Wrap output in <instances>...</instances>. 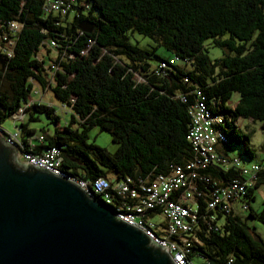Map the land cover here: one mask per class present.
<instances>
[{
	"label": "trees",
	"instance_id": "1",
	"mask_svg": "<svg viewBox=\"0 0 264 264\" xmlns=\"http://www.w3.org/2000/svg\"><path fill=\"white\" fill-rule=\"evenodd\" d=\"M57 1L63 13L45 10L43 0H0V36L12 41L9 56L0 52V127L21 109V153L54 148L64 173L129 178L140 192L139 183L198 157L186 135L190 111L202 105L219 136L216 158L193 168L197 212L186 257L194 264H264V240L246 223L264 226V197L258 210L250 206L264 185V155H256L264 136L254 145L253 127L241 125L264 131V0ZM134 33L150 43L131 42ZM209 47L219 55L210 56ZM34 87L48 88L67 116L51 104L28 103ZM40 116L50 128L30 126ZM92 127L109 134L112 152L87 141ZM230 144L237 154H228ZM250 164L258 168L242 173ZM232 181L245 184L236 201L226 210L208 207ZM110 195L111 209L134 201Z\"/></svg>",
	"mask_w": 264,
	"mask_h": 264
},
{
	"label": "water",
	"instance_id": "2",
	"mask_svg": "<svg viewBox=\"0 0 264 264\" xmlns=\"http://www.w3.org/2000/svg\"><path fill=\"white\" fill-rule=\"evenodd\" d=\"M18 153L0 135V264H173L99 199Z\"/></svg>",
	"mask_w": 264,
	"mask_h": 264
},
{
	"label": "built area",
	"instance_id": "3",
	"mask_svg": "<svg viewBox=\"0 0 264 264\" xmlns=\"http://www.w3.org/2000/svg\"><path fill=\"white\" fill-rule=\"evenodd\" d=\"M43 1L45 10L64 12V8L60 7V1ZM9 28L16 31L18 25L12 22L9 23ZM49 45L51 47L53 43L50 42ZM11 48V39L0 36V52L9 56ZM34 93H36V89ZM31 101L29 100L28 103ZM190 117L191 125L186 137L198 157L194 161L185 164L184 167L173 166L169 173L157 175L148 182L139 183L140 192L129 186V183H131L129 178L113 181L104 177H97L92 181H87L64 173L59 167L60 155L54 148L46 149L40 154L21 153L19 151L20 142L17 129L13 133H8L0 127V135L2 140L10 146L17 147L18 156L22 161L51 174L64 175L81 190L95 198L98 197L99 201L106 206L110 204L111 192L122 198L127 196L134 199L132 203L112 209L118 219L140 230L150 241L169 255L173 264H194L186 257L189 245L187 235L194 224L197 212L193 201L194 190L196 191L192 182L195 177L193 168L204 167L209 161L216 158L213 145L216 137L219 136V131H214L210 127V121L203 111L202 105L194 107L190 111ZM22 118L21 109H18L11 116V119L17 121H21ZM37 140L40 141L41 137L38 136ZM257 168V164H250L247 168L242 169V173L250 175ZM244 185V182L232 181L229 186L219 188L208 201L207 206L211 208L219 204L226 210L243 192ZM196 194L198 193L196 192ZM152 208L157 209V213L149 215L148 210ZM157 215H160L162 219L154 221L153 219ZM225 264H233L231 258H228Z\"/></svg>",
	"mask_w": 264,
	"mask_h": 264
},
{
	"label": "rangeland",
	"instance_id": "4",
	"mask_svg": "<svg viewBox=\"0 0 264 264\" xmlns=\"http://www.w3.org/2000/svg\"><path fill=\"white\" fill-rule=\"evenodd\" d=\"M135 40H137L139 46H142V47H144L147 43H150V41L147 38H145V37H143L137 33L132 34V37H131V42H133ZM41 52L42 53L44 52V54H46V52L44 50ZM157 53L165 54V52L162 51L160 49V47L157 48ZM219 53H220V51L216 47H209L208 48V54L210 56H218ZM47 55L50 59H52L55 56V53L49 51V53H47ZM49 81H51L50 78H49ZM34 89H36V93H34V91H32L30 100H35V101L37 100V101H41L44 103L51 104L53 106V108L55 109V112L60 116L61 119H62V116H64V113H65V116H67L66 112H63L64 110H62L59 103L53 97V95L51 94V92L48 88H44L43 90H41L40 88L34 87ZM236 97H237L236 93H233L231 95L230 100H235ZM18 122L19 121H17V120L7 118L1 124V128L5 132L13 133L15 131V126L18 124ZM241 125H243V126L248 125L247 129L253 127L254 132L250 136V141L254 145H257L258 143H260V141L262 140V137L264 136V134H263L264 131L262 132L258 128L257 123L241 122ZM30 126L32 128H34L36 131H38V129L40 127L50 128V125H46V120L42 116H40L39 121L31 122ZM87 135H88V139H87L88 142H93L94 144H96L100 147H103L108 152H112L115 149V145L110 142V137H109V134L107 132L100 131V130H98V128L92 127L89 129ZM238 152H239V148L237 146L231 145V144L228 145V154H230V155L231 154H237ZM256 155L257 156L264 155V151L258 150L256 152ZM263 197H264V185H261L257 189L254 190V199L252 201H250V206L254 210H258L260 208V203H261V200ZM239 214L241 216H243L246 214V212H240ZM160 219H162V217L160 215H157L153 220L158 221ZM220 221H221V219H220ZM246 223L250 227H253L254 230L257 232V234L264 240V226L262 224H260L259 222L255 221V220H251V219H247Z\"/></svg>",
	"mask_w": 264,
	"mask_h": 264
},
{
	"label": "crops",
	"instance_id": "5",
	"mask_svg": "<svg viewBox=\"0 0 264 264\" xmlns=\"http://www.w3.org/2000/svg\"><path fill=\"white\" fill-rule=\"evenodd\" d=\"M35 91V90H34Z\"/></svg>",
	"mask_w": 264,
	"mask_h": 264
}]
</instances>
